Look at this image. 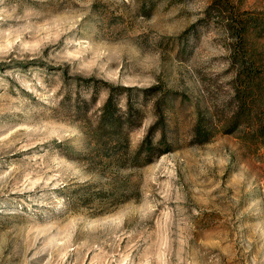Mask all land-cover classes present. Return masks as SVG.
<instances>
[{
    "label": "rangeland",
    "instance_id": "obj_1",
    "mask_svg": "<svg viewBox=\"0 0 264 264\" xmlns=\"http://www.w3.org/2000/svg\"><path fill=\"white\" fill-rule=\"evenodd\" d=\"M239 51L264 0H0V264H264Z\"/></svg>",
    "mask_w": 264,
    "mask_h": 264
},
{
    "label": "trees",
    "instance_id": "obj_2",
    "mask_svg": "<svg viewBox=\"0 0 264 264\" xmlns=\"http://www.w3.org/2000/svg\"><path fill=\"white\" fill-rule=\"evenodd\" d=\"M239 29L240 41L244 42L248 35L247 25L242 22L239 24ZM248 54V52L239 51L238 58L246 60L240 65L237 63V56L234 57V64L237 65L235 95L238 99V110L224 121L225 125L230 127L225 134H231L244 124L251 125L254 120L259 124L258 134L264 137V73L254 66L255 64L247 57ZM107 106L114 107L113 98L109 99ZM197 129L200 130L199 125ZM198 134L200 137L205 136L201 130Z\"/></svg>",
    "mask_w": 264,
    "mask_h": 264
}]
</instances>
